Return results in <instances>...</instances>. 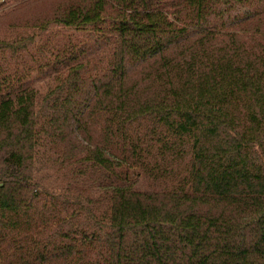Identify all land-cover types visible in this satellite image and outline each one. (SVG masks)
Masks as SVG:
<instances>
[{
    "label": "trees",
    "instance_id": "obj_1",
    "mask_svg": "<svg viewBox=\"0 0 264 264\" xmlns=\"http://www.w3.org/2000/svg\"><path fill=\"white\" fill-rule=\"evenodd\" d=\"M35 1L43 31L109 47L93 74L88 58L68 67L41 125L106 206L46 221L36 97H1L0 264H264V0Z\"/></svg>",
    "mask_w": 264,
    "mask_h": 264
},
{
    "label": "rangeland",
    "instance_id": "obj_2",
    "mask_svg": "<svg viewBox=\"0 0 264 264\" xmlns=\"http://www.w3.org/2000/svg\"><path fill=\"white\" fill-rule=\"evenodd\" d=\"M48 9L49 5L35 0L25 2L0 0V40L25 39L26 42L25 47L13 53L7 48L0 49V98L14 97L29 90L34 92L39 132L35 136L37 144L31 167L40 200L37 208L44 214L46 221L54 222L61 217H67L71 210L77 208V204H81L86 210V212L80 210L82 212L79 215L81 218L79 222L83 223L85 219L89 220V212L98 215L103 212L106 205L104 201L101 204L91 191L93 181L90 169L86 167L88 165L62 161L58 150L46 143L49 137L41 128L46 118L43 111H52L47 103L50 104L58 92V86L69 66L76 62H86L88 58L91 63L84 74H93L95 70L92 66L107 62L106 50L109 47H95L96 52L88 54L85 48L91 42L90 31L84 29L77 31L54 24H49L43 31L36 16L39 12L43 16H48ZM27 37L32 39L28 41ZM45 95H49L47 103L42 100ZM156 185L157 183H153L146 176L137 177L134 183V187L141 190H150ZM42 206L43 210L40 209ZM69 223L75 224L72 221ZM44 233L51 234L53 230L44 228Z\"/></svg>",
    "mask_w": 264,
    "mask_h": 264
}]
</instances>
